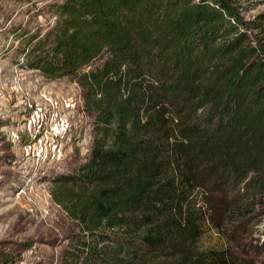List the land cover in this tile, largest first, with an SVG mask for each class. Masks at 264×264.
<instances>
[{"label":"trees","instance_id":"1","mask_svg":"<svg viewBox=\"0 0 264 264\" xmlns=\"http://www.w3.org/2000/svg\"><path fill=\"white\" fill-rule=\"evenodd\" d=\"M51 11L43 34L21 32L23 66L75 82L92 117L89 155L53 178L79 231L62 264H251L201 238L211 188L243 191V207L264 196V12L246 21L228 0Z\"/></svg>","mask_w":264,"mask_h":264},{"label":"rangeland","instance_id":"2","mask_svg":"<svg viewBox=\"0 0 264 264\" xmlns=\"http://www.w3.org/2000/svg\"><path fill=\"white\" fill-rule=\"evenodd\" d=\"M62 1L0 0V264H62L79 236L53 197V178L89 155L92 117L75 82L25 68L20 51L22 33L43 34ZM228 1L246 21L264 12V0ZM248 34L263 42L260 30ZM210 192L201 246L264 264V196L243 207V191Z\"/></svg>","mask_w":264,"mask_h":264}]
</instances>
